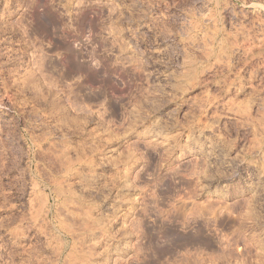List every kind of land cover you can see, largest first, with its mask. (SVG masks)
<instances>
[{
	"label": "rangeland",
	"instance_id": "rangeland-1",
	"mask_svg": "<svg viewBox=\"0 0 264 264\" xmlns=\"http://www.w3.org/2000/svg\"><path fill=\"white\" fill-rule=\"evenodd\" d=\"M263 109L264 0H0V264H264Z\"/></svg>",
	"mask_w": 264,
	"mask_h": 264
},
{
	"label": "bare ground",
	"instance_id": "bare-ground-1",
	"mask_svg": "<svg viewBox=\"0 0 264 264\" xmlns=\"http://www.w3.org/2000/svg\"><path fill=\"white\" fill-rule=\"evenodd\" d=\"M209 18H210V17H209ZM209 18H208V19H209ZM208 24L210 25V23H208ZM240 28H241V27H240ZM241 33H242V32H241ZM246 33H247V32H246ZM242 34L244 35V33H242ZM256 34H257V33H256ZM211 35H212V34H211ZM238 35H239V34H238ZM240 35H241V34H240ZM259 35H260V34H259ZM261 35H262V34H261ZM212 37H213V35H212ZM244 37H245V36H244ZM244 37H243V38H244ZM258 37H260V36H258ZM239 38H240V37H239ZM256 38H257V37H256ZM248 39H249V37H248ZM254 39H255V38H254ZM244 40H245V38H244ZM244 40H243V41H244ZM249 40H250V39H249ZM251 40H253V39H251ZM251 40H250V41H251ZM258 41H259V40H258ZM260 41H262V40H260ZM233 42H234V41H233ZM241 43H242V42H241ZM243 43H244V42H243ZM247 43H248V42H247ZM262 43H263V42H262ZM245 44H246V43H245ZM189 45H190V44H189ZM242 45H243V44H242ZM246 45H247V44H246ZM256 45H257V44H256ZM262 45H263V44H262ZM258 46H259V45H258ZM260 47H261V46H260ZM194 48H195V47H194ZM240 50H241V49H240ZM255 51H256V50H255ZM200 52H201V51H200ZM246 52H247V54L250 53V52H248L247 50H246ZM246 52H245V53H246ZM256 52H257V51H256ZM243 53H244V52H243ZM202 55H203V54H202ZM253 55H254V51H253ZM248 56H249V55H247V57H248ZM255 56H257V55H255ZM248 58H250V57H248ZM248 58H246V59H248ZM183 77H184V76H183ZM186 78H187V77H186ZM231 109H232V108H231ZM263 110H264V109H263ZM236 111H238V110H236ZM261 111H262V110H261ZM239 113H240V111H239ZM241 113H242V112H241ZM241 113H240V114H241ZM233 114H234V113H233ZM242 114H244V112H243ZM261 114H263V113H261ZM236 115H237V114H236ZM236 115H235V116H236ZM238 115H239V114H238ZM244 116H246V115H244ZM263 116H264V115H263ZM240 117H242V115H241ZM247 117H248V116H247ZM243 118H244V117H243ZM262 118H263V117H262ZM262 121H264V120H262ZM263 124H264V123H263ZM206 129H207V128H206ZM208 130H209V129H208ZM210 132H211V131H210ZM199 133H200V132H199ZM207 134H208V133H207ZM212 134H213V133H212ZM212 134H211V135H212ZM153 135H154L155 137L158 136L157 133H153ZM200 135H201V134H200ZM209 135H210V134H209ZM201 136H203V135H201ZM213 136H214V134H213ZM218 136H219V135H218ZM218 136H217V137H218ZM214 137H216V136H214ZM217 137H216V138H217ZM219 137H220V136H219ZM219 139H220V138H219ZM206 141H209V140H206ZM209 143H210V141H209ZM263 149H264V148H263ZM263 149H262V150H263ZM260 151H261V149H260ZM257 152H258V151H257ZM262 153H263V151H262ZM257 154H259V152H258ZM260 154H261V153H260ZM260 154H259V155H260ZM261 155H262V154H261ZM261 155H260V156H261ZM263 155H264V154H263ZM206 157H207L208 160H212V158H214V157L212 156L211 152H210V153L207 152ZM259 158H262V157H259ZM263 158H264V156H263ZM260 160H261V159H259L258 161H260ZM262 160H263V159H262ZM263 161H264V160H263ZM259 163H260V162H259ZM251 168H252V167H251ZM253 170H255V169H253ZM256 170H257V172H258L257 174L260 175L261 178H262V177L264 178V163H263V162H261L258 166H256ZM260 176H258V177H260ZM258 177H257V179H258ZM260 180H261V179H260ZM262 181H263V180H262ZM249 182H250V181H249ZM252 182H253V181H252ZM254 183H255V182H254ZM254 183H253V185H255ZM250 185L252 186L251 183H250ZM256 185H257V184H256ZM258 186H259V185H258ZM253 189L258 190L257 187H256V188H255V187H252V190H253Z\"/></svg>",
	"mask_w": 264,
	"mask_h": 264
}]
</instances>
